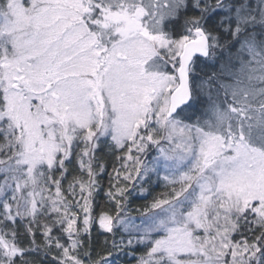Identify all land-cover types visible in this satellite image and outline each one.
Instances as JSON below:
<instances>
[{
	"label": "snow or ice",
	"instance_id": "obj_1",
	"mask_svg": "<svg viewBox=\"0 0 264 264\" xmlns=\"http://www.w3.org/2000/svg\"><path fill=\"white\" fill-rule=\"evenodd\" d=\"M0 264H264V0H0Z\"/></svg>",
	"mask_w": 264,
	"mask_h": 264
},
{
	"label": "trees",
	"instance_id": "obj_2",
	"mask_svg": "<svg viewBox=\"0 0 264 264\" xmlns=\"http://www.w3.org/2000/svg\"><path fill=\"white\" fill-rule=\"evenodd\" d=\"M139 203V202H138Z\"/></svg>",
	"mask_w": 264,
	"mask_h": 264
}]
</instances>
